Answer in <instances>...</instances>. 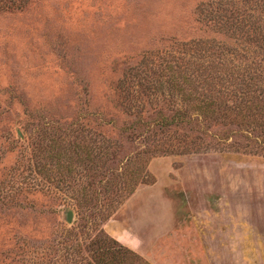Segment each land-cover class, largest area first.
Here are the masks:
<instances>
[{"label":"rangeland","instance_id":"374dc122","mask_svg":"<svg viewBox=\"0 0 264 264\" xmlns=\"http://www.w3.org/2000/svg\"><path fill=\"white\" fill-rule=\"evenodd\" d=\"M0 264H264V0H0Z\"/></svg>","mask_w":264,"mask_h":264},{"label":"water","instance_id":"95a60500","mask_svg":"<svg viewBox=\"0 0 264 264\" xmlns=\"http://www.w3.org/2000/svg\"><path fill=\"white\" fill-rule=\"evenodd\" d=\"M65 219L68 224L72 222V213L70 211L66 214Z\"/></svg>","mask_w":264,"mask_h":264},{"label":"trees","instance_id":"16d2710c","mask_svg":"<svg viewBox=\"0 0 264 264\" xmlns=\"http://www.w3.org/2000/svg\"><path fill=\"white\" fill-rule=\"evenodd\" d=\"M134 256H136L135 254H133ZM137 259H140V257L136 256ZM141 260V259H140ZM142 261V260H141Z\"/></svg>","mask_w":264,"mask_h":264}]
</instances>
